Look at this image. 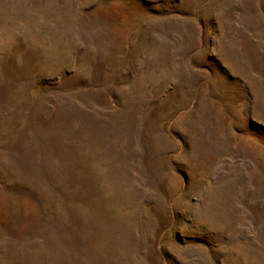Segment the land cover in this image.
<instances>
[{
  "label": "rangeland",
  "instance_id": "1",
  "mask_svg": "<svg viewBox=\"0 0 264 264\" xmlns=\"http://www.w3.org/2000/svg\"><path fill=\"white\" fill-rule=\"evenodd\" d=\"M0 264H264V0H0Z\"/></svg>",
  "mask_w": 264,
  "mask_h": 264
}]
</instances>
